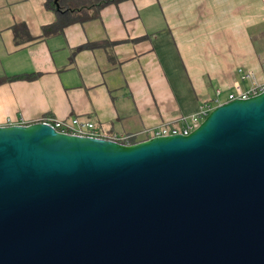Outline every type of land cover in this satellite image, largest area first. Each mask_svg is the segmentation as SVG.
Instances as JSON below:
<instances>
[{
	"label": "water",
	"instance_id": "1",
	"mask_svg": "<svg viewBox=\"0 0 264 264\" xmlns=\"http://www.w3.org/2000/svg\"><path fill=\"white\" fill-rule=\"evenodd\" d=\"M0 264H264V92L133 144L0 126Z\"/></svg>",
	"mask_w": 264,
	"mask_h": 264
},
{
	"label": "crops",
	"instance_id": "2",
	"mask_svg": "<svg viewBox=\"0 0 264 264\" xmlns=\"http://www.w3.org/2000/svg\"><path fill=\"white\" fill-rule=\"evenodd\" d=\"M47 0H0V126L80 116L108 138L181 125L207 102L264 81V0H125L101 18L17 45L56 20ZM117 42L83 49L94 41ZM252 71L253 77L243 78Z\"/></svg>",
	"mask_w": 264,
	"mask_h": 264
},
{
	"label": "built area",
	"instance_id": "3",
	"mask_svg": "<svg viewBox=\"0 0 264 264\" xmlns=\"http://www.w3.org/2000/svg\"><path fill=\"white\" fill-rule=\"evenodd\" d=\"M243 78L248 79L253 77L252 71L244 72ZM237 93L230 94L227 101H220L221 92L217 91V97L214 102H207L203 104L200 108V111L194 116L190 117H182L180 118V122H183L181 125H162L157 128H153L151 130H143L137 134H129L122 137H112L108 138L103 135L99 126H96L95 123L82 119L80 116H70L69 118H54V117H46L41 121L42 123H46L50 125L55 130H58L61 133L67 135H76L81 137H94V138H107L114 139L116 141H124L127 144H133L132 141L135 138H139L140 135L143 136V139H140L138 142L154 138V136H167V135H175V134H183L188 135L192 133L197 127L201 125L203 120L208 116V114L216 108V106L221 105V103L233 101L236 98L248 99V97H252L255 95H259L264 92V81L261 84L254 83L248 90H242L240 87H237ZM17 124V123H16ZM20 125H26L23 123H19ZM13 125V124H9ZM125 143V144H126ZM137 143V142H136Z\"/></svg>",
	"mask_w": 264,
	"mask_h": 264
},
{
	"label": "trees",
	"instance_id": "4",
	"mask_svg": "<svg viewBox=\"0 0 264 264\" xmlns=\"http://www.w3.org/2000/svg\"><path fill=\"white\" fill-rule=\"evenodd\" d=\"M125 0H47L45 6L49 10H53L56 14V20L50 25L42 27V34L39 37L32 36L29 32L28 25L25 22L15 23L12 26L14 39L17 45L34 41L40 37H51L55 34H61L64 28L74 23H85L101 18V11L109 4H120ZM117 44V42L104 40L94 41L81 45L73 51V55L83 49H95L97 47L106 48L108 51ZM37 75L35 73L27 75H13L8 77H0V84L12 81L13 79H33ZM140 139H133L132 143L138 142ZM126 143L124 141H119Z\"/></svg>",
	"mask_w": 264,
	"mask_h": 264
},
{
	"label": "rangeland",
	"instance_id": "5",
	"mask_svg": "<svg viewBox=\"0 0 264 264\" xmlns=\"http://www.w3.org/2000/svg\"><path fill=\"white\" fill-rule=\"evenodd\" d=\"M140 139H143V136L142 135H140V137H139Z\"/></svg>",
	"mask_w": 264,
	"mask_h": 264
}]
</instances>
